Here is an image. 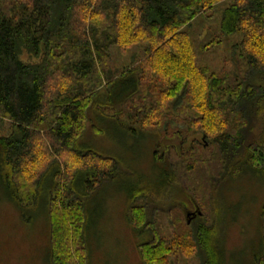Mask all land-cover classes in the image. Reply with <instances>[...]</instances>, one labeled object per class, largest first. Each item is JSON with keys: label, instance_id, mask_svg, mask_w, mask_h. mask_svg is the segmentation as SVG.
Listing matches in <instances>:
<instances>
[{"label": "trees", "instance_id": "16d2710c", "mask_svg": "<svg viewBox=\"0 0 264 264\" xmlns=\"http://www.w3.org/2000/svg\"><path fill=\"white\" fill-rule=\"evenodd\" d=\"M222 44L226 70L216 74L204 64ZM100 116L132 134L153 121L180 125L182 144L200 135L204 152L186 151L182 164L212 214L202 193L226 174L239 164L264 173V0H0V184L22 212L42 204L48 264H88L84 201L119 167L80 149L87 133L100 138ZM139 198L125 217L149 236L138 247L143 264L192 253L199 264H226L210 213L189 226L174 220L167 240ZM259 236L251 264H264V197Z\"/></svg>", "mask_w": 264, "mask_h": 264}, {"label": "rangeland", "instance_id": "374dc122", "mask_svg": "<svg viewBox=\"0 0 264 264\" xmlns=\"http://www.w3.org/2000/svg\"><path fill=\"white\" fill-rule=\"evenodd\" d=\"M218 8L221 10L224 4ZM214 29L221 39L218 28ZM225 51V45L218 46L212 54L208 53L204 65L222 74L226 70ZM130 54L120 56V62L127 64ZM125 87L128 82H121L111 96L118 97ZM96 121V127L101 128L100 138L87 133L80 149L92 148L114 157L119 167L113 179L103 182L84 201L88 264H143L138 247L149 236L134 232L126 220L131 198L140 197L150 206V215L167 240H172L174 220L189 226L188 217L192 215L188 216V212L196 214L195 221L192 220L195 223L208 217L210 209L199 207L187 187L189 181L182 164L186 161V151L195 150L200 156L206 144L196 134L182 144L176 132L180 125L165 126L163 120L144 126L145 133L134 129L135 134L107 118L100 116ZM1 125V133L5 134L8 123ZM146 132L151 136L147 137ZM193 139L197 142L195 149L191 144ZM155 155L162 156L164 162H153ZM237 167L239 172L226 174L216 187L213 185L210 194L209 189L205 195L201 193L205 199L209 197L211 205H208L214 206L210 214L215 239L218 243L223 241L225 263L251 264L260 251L259 213L264 197V173L251 171L245 165ZM44 215L41 203L22 212L11 200L9 190L0 184V264H48L49 238ZM192 254L173 255L169 264H199L196 253Z\"/></svg>", "mask_w": 264, "mask_h": 264}, {"label": "flooded vegetation", "instance_id": "af4514ba", "mask_svg": "<svg viewBox=\"0 0 264 264\" xmlns=\"http://www.w3.org/2000/svg\"><path fill=\"white\" fill-rule=\"evenodd\" d=\"M186 208H187V207H186ZM187 215H188V216H189V215H192V216H193V213H192V212H188Z\"/></svg>", "mask_w": 264, "mask_h": 264}, {"label": "water", "instance_id": "95a60500", "mask_svg": "<svg viewBox=\"0 0 264 264\" xmlns=\"http://www.w3.org/2000/svg\"><path fill=\"white\" fill-rule=\"evenodd\" d=\"M199 214V213H198ZM196 214H193V216H195Z\"/></svg>", "mask_w": 264, "mask_h": 264}]
</instances>
